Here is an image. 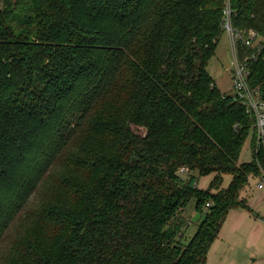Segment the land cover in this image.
<instances>
[{"label": "trees", "instance_id": "trees-1", "mask_svg": "<svg viewBox=\"0 0 264 264\" xmlns=\"http://www.w3.org/2000/svg\"><path fill=\"white\" fill-rule=\"evenodd\" d=\"M230 1L264 40V0ZM222 7L0 0V264H203L264 168L253 116L207 70ZM251 66L264 94V45Z\"/></svg>", "mask_w": 264, "mask_h": 264}, {"label": "rangeland", "instance_id": "rangeland-1", "mask_svg": "<svg viewBox=\"0 0 264 264\" xmlns=\"http://www.w3.org/2000/svg\"><path fill=\"white\" fill-rule=\"evenodd\" d=\"M214 52L207 63V70L221 92L232 93V51L229 38L224 32ZM132 129L138 134H145L141 127L132 126ZM249 155L246 149L241 154L244 161L250 159ZM231 177L223 175L221 186L226 187ZM213 178L214 174L200 176L197 187L206 188ZM258 180L257 176H251L241 192L250 209L238 207L228 211L203 264H264V187L256 188ZM203 214L196 211L193 199L179 211L178 215L188 222L187 228L182 229L184 242L193 234Z\"/></svg>", "mask_w": 264, "mask_h": 264}, {"label": "built area", "instance_id": "built-area-1", "mask_svg": "<svg viewBox=\"0 0 264 264\" xmlns=\"http://www.w3.org/2000/svg\"><path fill=\"white\" fill-rule=\"evenodd\" d=\"M222 6V29L229 38V47L232 51V94L254 118V152L264 153V94L259 86L252 87L249 81L251 65L258 60L264 40L252 28L240 30L234 26L230 0H222ZM257 163L261 173L257 176L259 180L256 187L261 189L264 187V168ZM186 170L187 167L180 169L182 173Z\"/></svg>", "mask_w": 264, "mask_h": 264}, {"label": "crops", "instance_id": "crops-1", "mask_svg": "<svg viewBox=\"0 0 264 264\" xmlns=\"http://www.w3.org/2000/svg\"><path fill=\"white\" fill-rule=\"evenodd\" d=\"M231 70H232V68H231ZM215 82V81H214ZM215 84H216V86H217V83L215 82ZM257 188V187H256ZM241 198H244L245 199V197L243 196V194L241 193ZM246 200V199H245ZM249 204V203H248Z\"/></svg>", "mask_w": 264, "mask_h": 264}]
</instances>
